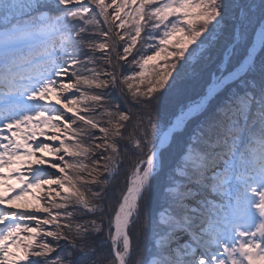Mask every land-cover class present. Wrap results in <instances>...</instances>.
<instances>
[{"label":"snow or ice","instance_id":"snow-or-ice-1","mask_svg":"<svg viewBox=\"0 0 264 264\" xmlns=\"http://www.w3.org/2000/svg\"><path fill=\"white\" fill-rule=\"evenodd\" d=\"M0 264H264V0H0Z\"/></svg>","mask_w":264,"mask_h":264},{"label":"trees","instance_id":"trees-1","mask_svg":"<svg viewBox=\"0 0 264 264\" xmlns=\"http://www.w3.org/2000/svg\"><path fill=\"white\" fill-rule=\"evenodd\" d=\"M192 47H194V45L192 46ZM159 60V59H158ZM155 62H152V61H150L149 62V65L148 66H146V67H148L149 68V70H151V66L154 64ZM138 70V69H137ZM138 81H134L133 83L135 84V83H137ZM143 87V85H141V88ZM125 92L127 93V88H126V86H125ZM68 95H69V97L71 98V93H68ZM114 95H116L115 93H114ZM76 96L78 97L79 96V93H76ZM83 114V113H82ZM68 115H71L70 113L68 114ZM134 115V114H133ZM78 126H82V125H80V124H78ZM97 135H100L98 132H97ZM66 159H67V157H66ZM41 195H44V196H46L47 194H44V193H41ZM55 194L53 193V196H54ZM62 195H63V193H62ZM57 199V201H59V198H56ZM24 200L25 201H29V202H33L32 201V197L31 196H26V197H24ZM21 203H23V201H20ZM34 203V202H33ZM63 222V221H62ZM188 239V238H187ZM187 239H182V240H187ZM135 243V237H133V244ZM147 243L148 244H150L151 243V241H147ZM100 253H107V248H101V249H99L98 250Z\"/></svg>","mask_w":264,"mask_h":264},{"label":"rangeland","instance_id":"rangeland-1","mask_svg":"<svg viewBox=\"0 0 264 264\" xmlns=\"http://www.w3.org/2000/svg\"><path fill=\"white\" fill-rule=\"evenodd\" d=\"M152 51H154V49H152V50H150V51H148V53L147 54H149V55H151L152 54ZM159 58H156V60H158ZM152 62H156L155 60L154 61H152ZM25 103H28V101L25 99V101H24ZM62 111H63V109H62ZM45 156H47L48 154L47 153H45L44 154ZM57 175H59V173H57ZM10 183H15V181H10ZM41 193H44V194H47V192L46 191H44V192H41ZM18 203H21V202H18ZM185 237H187V236H185ZM184 239H186V238H184Z\"/></svg>","mask_w":264,"mask_h":264},{"label":"bare ground","instance_id":"bare-ground-1","mask_svg":"<svg viewBox=\"0 0 264 264\" xmlns=\"http://www.w3.org/2000/svg\"><path fill=\"white\" fill-rule=\"evenodd\" d=\"M184 238H186V239H187L188 237H185V236H183V237H182V239H184Z\"/></svg>","mask_w":264,"mask_h":264}]
</instances>
